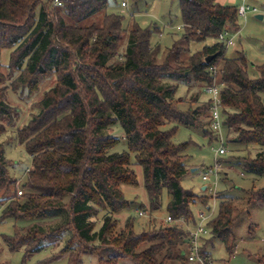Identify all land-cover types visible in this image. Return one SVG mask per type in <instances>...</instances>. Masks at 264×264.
Wrapping results in <instances>:
<instances>
[{
	"label": "trees",
	"instance_id": "trees-1",
	"mask_svg": "<svg viewBox=\"0 0 264 264\" xmlns=\"http://www.w3.org/2000/svg\"><path fill=\"white\" fill-rule=\"evenodd\" d=\"M109 2L0 0V137L15 115L3 85L2 50H11L8 67L19 72L15 83L29 93L50 73L58 77L37 103L38 112L16 131L14 141L32 158L21 194L4 150L13 137L0 141V223L15 221L13 234H2V243L11 251L23 248L27 259L46 246H57L69 233L52 258L69 253V264H82L86 254L95 255L99 264H118L122 257L137 264L175 259L188 264L182 247L198 223L194 206L204 209L217 199L202 250L213 259L208 245L218 239L234 253L239 215L235 198L220 195L222 191L213 196L206 188L197 193L182 185L192 141L175 142L174 136L183 125L215 138L207 127L209 103L193 107L195 96L184 109L176 91L181 82L204 86L217 80L223 83L224 129L237 134L231 142L257 150L238 165L246 173L264 176V63L253 65L259 75L250 76L245 52L228 57L227 45L219 40L223 31L239 28L238 5L180 0L183 32L160 61L159 44L151 41L156 30L136 22L125 44L124 17L109 12ZM209 38L213 44L191 51V42ZM210 55L214 57L207 61ZM115 124L122 127L123 137L107 132ZM123 139L127 149L116 151ZM136 166L143 172L149 200L145 207L123 190L124 185H140ZM164 191L171 197L167 216L184 224L153 216L162 206ZM246 192L249 203L264 204V186ZM138 207L150 209L152 226L138 231L128 217L120 227L117 214ZM258 262L264 264V254Z\"/></svg>",
	"mask_w": 264,
	"mask_h": 264
},
{
	"label": "rangeland",
	"instance_id": "rangeland-1",
	"mask_svg": "<svg viewBox=\"0 0 264 264\" xmlns=\"http://www.w3.org/2000/svg\"><path fill=\"white\" fill-rule=\"evenodd\" d=\"M126 5H123V2ZM225 4L240 5L245 2L251 7H256L257 12L249 11L246 16H239V28L234 31L230 28L229 31L233 34L234 43L227 46L226 55L234 57L239 52H245L247 59L250 62L249 73L252 77H257L258 71L253 65L264 63V0H225ZM109 12L121 14L124 17L123 27L124 43L126 44L127 36L130 27L134 23H138L141 27H151L156 30L151 41L153 45L159 44L160 54L159 60L163 61L169 48L174 42L181 37L182 18L180 0H110ZM257 14H263V18L257 17ZM180 26V28H179ZM215 40L209 38L205 41L191 42V51L202 49L205 45L213 44ZM126 45H124L125 47ZM10 49H3L1 61L3 63L2 72L5 75L7 101L14 107L15 115L13 123L8 124V132L0 137V141H12L10 144H4L5 155L12 161L9 169L10 172L19 180L18 189L24 191L22 184L26 180L27 169L32 165V158L23 144L14 141L16 131L19 127L24 126L30 119L33 113L38 112L37 103L44 97L45 93L54 87L58 82V77L54 73L45 76L40 82L39 89L36 92L29 93L28 89L16 85L15 81L19 72L11 71L8 67L10 59ZM167 82L175 83L173 80ZM176 96L182 97V108L190 107L191 99L198 97V102L193 104L203 105L207 103V97L203 93V85L197 84L194 81L178 83ZM207 113V112H206ZM205 114V111H204ZM206 115V114H205ZM171 126V125H170ZM169 126H166V128ZM107 132L123 137L124 131L119 124L110 126ZM211 135H213L211 133ZM210 134H204L200 129L188 128L183 125L178 127L177 133L174 136L175 142L192 141L187 149L190 155L188 159L190 168L182 178V185L185 188H191L197 193L203 192V187L206 182L202 179L203 167L214 166L218 160L219 183L217 185V194L231 196L235 198L238 207V218L234 225V234L236 237L235 252L230 253L226 246L218 239H214L208 245V249L214 259V264H259L258 256L264 254V204L257 202L249 203L246 190L252 186L255 188L264 186V176H256L246 173L238 165L242 163L245 157H254L257 150L253 147L241 146L231 140L237 135L235 132L223 129L222 135L226 154L216 155L217 148L221 144L220 139H215ZM116 151L127 149V142L123 139L116 147ZM134 160V158H133ZM140 185L137 187L124 185L123 190L126 197L131 201L135 200V204L147 206L149 204L147 192L143 186V172L140 166H136ZM214 179V177H212ZM212 179L210 181H212ZM209 181V182H210ZM244 189V190H243ZM213 197V196H212ZM69 197H66L65 202H69ZM171 197L167 191L163 193L162 206L158 209L157 216L165 220L167 217V204ZM145 203V204H144ZM148 203V204H147ZM210 206L216 213L218 209V200L212 199ZM135 207V206H134ZM195 211L203 209L201 205L194 206ZM139 211H144V215H139ZM1 211V210H0ZM150 209L138 207L135 211H125L117 214L120 221V227L125 224L128 217H132L136 223V229L141 231L143 228L151 227ZM52 221H50L51 223ZM55 222V220L53 221ZM159 222V221H158ZM102 223V214L97 218L98 229ZM15 221L8 219L0 223V264H69L70 254L65 253L58 257L52 258L61 250L69 237L66 233L63 238L58 241V245L46 246L43 250L24 259V249L11 251L2 242V234H13ZM184 224L183 221L179 225ZM82 264H99L95 255L86 254L82 256ZM118 264H137L130 258H120ZM167 264H182L178 259L171 260Z\"/></svg>",
	"mask_w": 264,
	"mask_h": 264
},
{
	"label": "built area",
	"instance_id": "built-area-1",
	"mask_svg": "<svg viewBox=\"0 0 264 264\" xmlns=\"http://www.w3.org/2000/svg\"><path fill=\"white\" fill-rule=\"evenodd\" d=\"M123 5H126V2H123ZM257 12L256 7H251L245 2L238 5V13L240 16H246L249 12ZM233 34L229 30L223 31L219 40L224 42L227 46L232 45ZM210 70L215 73L216 67H211ZM223 88V83L214 80L211 84H205L203 86V93L208 98V125L207 127L213 131L215 134V139H220L221 144L217 148L216 155L226 154V147L224 145L222 131L224 129V116L222 113L223 103L221 97V91ZM219 163H215V166L207 167L203 171L202 179L206 182L205 188L208 189L209 193L213 196L216 195L217 185L219 183ZM214 177V179H212ZM212 179V181H210ZM210 181V182H209ZM22 191H20V194ZM141 215H144V211H139ZM215 212L211 206L204 208L197 213L198 223L194 228L191 229L190 235L188 237L187 243L182 247V253L186 256L188 264H214V260L209 258L204 251L202 246L204 239L210 235L211 228L209 227V222L212 217H214ZM167 223H177L179 224L180 220H174L171 215H168L165 219Z\"/></svg>",
	"mask_w": 264,
	"mask_h": 264
},
{
	"label": "water",
	"instance_id": "water-1",
	"mask_svg": "<svg viewBox=\"0 0 264 264\" xmlns=\"http://www.w3.org/2000/svg\"><path fill=\"white\" fill-rule=\"evenodd\" d=\"M257 17L260 18V19H262L263 18V14H257ZM213 57H214V55H210V56L207 57L206 60L209 61ZM203 188H205V187H203Z\"/></svg>",
	"mask_w": 264,
	"mask_h": 264
},
{
	"label": "crops",
	"instance_id": "crops-1",
	"mask_svg": "<svg viewBox=\"0 0 264 264\" xmlns=\"http://www.w3.org/2000/svg\"><path fill=\"white\" fill-rule=\"evenodd\" d=\"M218 2H220V3H222V4H225L226 2H225V0H217ZM179 28H180V26H179Z\"/></svg>",
	"mask_w": 264,
	"mask_h": 264
}]
</instances>
